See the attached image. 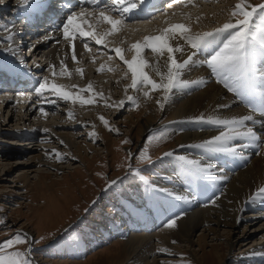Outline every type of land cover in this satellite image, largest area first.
<instances>
[{
  "label": "rangeland",
  "instance_id": "374dc122",
  "mask_svg": "<svg viewBox=\"0 0 264 264\" xmlns=\"http://www.w3.org/2000/svg\"><path fill=\"white\" fill-rule=\"evenodd\" d=\"M8 1L0 0V9H3V6ZM18 1L15 0V2L4 6L7 7L5 8L7 10L0 12V19L3 20L2 17L8 16V14L17 10L13 9V7L18 5ZM252 1L253 4L264 2V0ZM239 2L240 0H218V2L211 3L207 0V2H201L204 4L200 7L189 6L187 4L183 8L186 12L176 14L172 17V20L181 23L184 22L183 24L189 26L193 24V20L185 21L183 15L186 13L193 15V13H196V10H199L205 18L204 21H209L210 23L207 22V24L211 25V27L219 23L223 25V23L228 22L229 15L227 16V14H230L231 9ZM247 2L252 3L250 0H247ZM199 11L197 12L199 13ZM113 15L115 16L114 13ZM214 15L217 17H214ZM196 22L201 23L200 21ZM167 24V22L165 24L163 23L159 25V28L164 29ZM103 27L105 28L103 29ZM159 28L153 27L143 32L146 35L154 37L158 35ZM107 29H109V26L106 24H102L98 28L99 31H105ZM141 31H131L126 37L120 38L119 43H115L119 35L115 33L107 37L109 42L106 41V44L111 45L114 49L121 48L125 58L131 61L134 54L132 45L139 41ZM4 34L5 31H0V62H5L7 58H13L15 61V58L6 50L7 45ZM43 36L44 34L41 37ZM58 40L59 42L64 41V43H69L62 36ZM19 42H22V40ZM31 43L32 41L24 43L25 47L23 46L18 54L20 58L27 62L31 74L35 73L34 75L37 80L42 79L43 76H48L51 82L63 86L65 90L80 96L82 99L87 100L89 96L86 91L89 89L88 84L86 85V78H88L89 82L92 80L91 82L96 83L99 93L108 94L106 88L109 89L110 95L105 97H111L116 103L122 99V96H119L121 95L119 94L121 87H127L131 81V73L114 52H110L109 49L106 50V46L96 45L92 41H89V49H85L84 42L80 39L73 41V44L76 43L78 47L84 48V51L81 52L80 56H77L78 60L76 59L75 62L71 60V65L75 67L74 69L67 68V72L70 71V74L59 75L62 70V67H60L54 76L52 73L53 68L50 69L49 64L39 72L36 70V65L42 68L44 66L42 63L43 60L40 55L35 58L33 57ZM59 44L58 47H61L62 43ZM48 50L52 51L51 44L44 49L46 53L50 52ZM62 54H66V52H62ZM81 56L83 61L80 60ZM35 59L36 61H34ZM56 60H59L57 55ZM71 62H68V64ZM107 66L112 67V69H107ZM96 68H100L101 70L95 73L94 69ZM78 70H83V74H78ZM78 86L82 90L76 89ZM128 92L131 93L132 90L129 89ZM3 95L14 100L11 107H6L8 106L5 104L6 102L1 103ZM3 95H0V242L13 237L17 233H26L28 241L12 247L8 251L29 253L27 258L31 261V264H133L134 259L133 261L129 260L123 263L124 258L120 254V250H122L121 242H124L131 233L135 235L157 234L160 229L164 228L163 222H166L168 218H163V222H161L163 224L162 226L160 224L157 228L152 227L149 228L151 230L147 229L148 231L139 227L136 229V232H133L131 227L136 221L129 205H137L138 207L142 204L141 208H148V205L153 203L144 195L145 184L144 179H141V177L146 178L154 185L167 188L171 191V184L166 185L161 182L159 173L170 170L169 174H171L172 162L175 160L171 158L160 159V157L164 152L175 151L178 155L183 154L191 159L192 149H187V147L181 148L180 145L178 146L174 142L175 138L181 137L187 132L185 133L183 129L177 126L176 128L173 127L172 121L164 120L158 126L153 127L145 133L134 134V128L131 127V123L135 120L129 119L130 121L128 122L127 112L134 110L135 107L132 104L129 109H127V106L124 107L128 101L124 102V106L120 110L117 107H110L108 109L103 105V103L108 102L105 99L103 102L81 105L78 101L76 103L66 101L61 104V99H58L52 94L50 95V93L40 97L34 91L21 92V94L4 93ZM28 97L31 99L27 100L25 104H21V101L24 102ZM52 98L56 100V104L54 105L47 102ZM38 104H40L39 107ZM42 104H50L52 107L48 108ZM41 108L44 109V112L40 111ZM104 108L105 111H103L102 116L101 110ZM67 111H70L75 118L67 116L65 114ZM33 112L34 114L31 115ZM118 112H120V115H118ZM79 117L83 120L78 119ZM99 117L107 120L111 128L118 129V132H113L109 131L106 127L105 133L111 140L108 145L111 153L109 157L105 153H102L105 147L104 142L93 123ZM259 117L264 122V115L260 114ZM20 118L23 121H19ZM84 118L88 119L85 121ZM99 121L102 122L101 119H98ZM70 123L74 124L71 127H75L77 124L76 130H67L69 133L75 135L77 138L76 143L91 142L94 145L95 152L90 151L85 154L86 159L90 162V169L94 176V179H90L92 182H88V178H90L89 172L83 170L86 167V162L81 163L78 160L71 162L64 160L54 161L53 163L59 168L57 171L51 170L46 166H41L40 164L34 166L29 160V154H27L31 153L29 151L30 149H28L29 146H19L27 142L28 137L26 136L33 134L34 129H38L41 125L42 132L35 135V145L37 146L34 148L40 146L52 148L54 145L57 147L56 143L49 142L47 141L48 139H45V141L41 140V138H49L52 136L51 133L49 135L45 131V126L51 124L52 126L49 129L52 130L55 125L65 128L63 124H69L66 126L68 128V126L70 127ZM63 128L56 129V132L62 131ZM7 133H12L13 136H6L5 134ZM149 134H153L154 136L151 142L146 140ZM124 141H128V143ZM9 143H14V145H8ZM145 147H147L146 155L150 156L152 163L139 162L136 159V156ZM3 149L12 150V152L19 151L21 154L16 155L14 153L12 155H5ZM129 151L133 153L132 160L127 159V153ZM95 153L98 155L91 161L90 159ZM103 156L105 157L102 158ZM129 164L132 165V169L135 171L129 169ZM160 167L163 169L160 170ZM74 170L78 172L77 175H72ZM177 170L180 171V168ZM136 172H139L140 175H136ZM39 173L44 175V177L41 178L40 184H36L37 176L40 175ZM180 173L183 175L182 171ZM181 174L180 177L182 178ZM82 177L83 179L86 178V180H82ZM79 180H82V183L79 184ZM112 180L117 181L116 185L108 187V183ZM182 180L188 188V180L185 178H182ZM193 186L195 185L191 186L192 190L194 189ZM181 187L183 188L184 186ZM191 188L186 192L188 194L190 193L189 196H192L193 193H191ZM205 193L206 190L202 188V194L198 196L202 198H196L199 200V203L207 201L208 192ZM139 202L141 203L139 204ZM164 204H168L167 200L164 201ZM179 204L180 201H172V209H170L173 210L171 211L172 213L167 211L162 213L161 216L164 217L170 213L171 215H182L183 213L177 212L178 209L174 210ZM251 212H254V210L249 207L242 215L244 216ZM260 223L256 221V223L248 225V228L245 230L243 229L244 224H241L235 230H230V228L222 226L218 230L217 241H213V236L206 233V246L197 253L201 256L202 253L207 254V252L211 251V256L207 255L204 260H199L200 262L197 263L193 261V264H264V258L261 256L260 258H255V256L242 258L243 255L240 254L241 251L253 248L254 244L259 242V239L263 237L264 230L255 231L260 226ZM201 230V228H198L193 231V241L198 238ZM237 237H240V239L243 238L244 241L236 243L237 245L234 244L233 251L231 253L228 252L226 244L228 242H234ZM212 246L217 248L218 255L222 256V262L217 260L216 255H214L211 249ZM186 248L184 247L182 249V251H186L182 255L175 251H173L174 253L171 256L157 253V259L165 258L177 261L176 263L173 262V264H192V260L189 258V252L192 251ZM197 249L195 245L191 248L193 251ZM158 264L172 263H167L162 260Z\"/></svg>",
  "mask_w": 264,
  "mask_h": 264
},
{
  "label": "bare ground",
  "instance_id": "6f19581e",
  "mask_svg": "<svg viewBox=\"0 0 264 264\" xmlns=\"http://www.w3.org/2000/svg\"><path fill=\"white\" fill-rule=\"evenodd\" d=\"M67 1H72V0H67ZM205 1L207 2V0H174L170 4L173 6H177L178 10H171L167 13V15L160 14V15H157L154 19L145 18V17L139 18L135 21H132V19H129L126 22V26H122L121 29L117 31L119 35H118V40H116L115 43H119V39L122 37L123 38L126 37V35L128 33H131V31L139 32L142 30L140 32L139 41L135 43L137 44L139 42H142L145 39V37H152V36L146 35V33L143 32L144 30H150L153 27L159 28V25L163 23L165 24L166 22L168 24L165 26L164 29L170 27L173 24H183L184 22L181 23V22L173 21L172 17H174L178 13L183 14L184 12H186L183 10V8H185V5L187 4L189 6L200 7L202 4H204L201 2H205ZM208 1H210L211 3L218 2V0H208ZM11 2H15V0H9L4 6L9 5ZM250 2L253 3L252 0H250ZM146 3H147V0H146ZM17 4L18 5L14 4L15 6L13 7V9H17L13 12L15 16H10V17L8 16V19H12L13 21L6 23L11 28V31L14 37L13 46L16 48V52H20L22 47L23 46L25 47L24 43H27L28 41H32V43L30 44L33 50L32 54L34 55L32 56L35 58L40 55L41 59L43 60L42 63L44 65L42 68L41 66L37 67L36 65L37 71L41 72L43 68H45V66L49 64L50 69L53 68L52 73L58 72L59 68L62 67V63L66 68L74 69L75 66L71 65L72 64L71 60H73L72 59V55H73L72 46L69 43H64L63 41V42H59L62 44H61V47H58L60 44L55 42V40H58L62 36V33L60 32L52 33L53 39H50L48 41L42 40L41 36L43 34L42 35L39 34L35 37L30 38L32 40H27L28 36L26 38H24V35L21 36V33H22L21 21L24 15L23 13L29 14L30 13L29 11L32 8H38L39 0H32V4L30 6L31 8L22 6L20 3V0L18 1ZM85 6L88 7L89 10H91V5H85ZM100 7H104V4L101 3ZM197 11L199 10H196V13H193V15L187 14V13L183 15L185 21L193 20L192 22L193 24H190L188 26L191 29V32L193 34L202 33L204 31H213L215 27L222 26L219 23V24H216V26L214 25V27H211V25L207 24V22L209 21L207 20L204 21L205 18L203 14H201L200 11L199 13ZM68 14L69 13L66 12V14L64 13L63 15L66 18ZM224 14H226V12H224ZM204 15H207V14H204ZM228 15L229 14H227V16ZM215 16L216 15H214V17ZM29 18L33 19L34 16L30 15ZM4 19L5 18H3V20ZM3 20L0 19V23H3L1 22ZM228 20L229 19H227V21ZM196 21H200L201 23H197ZM28 24H32V22L28 21ZM132 24H135V25L132 26ZM151 24L152 26H150ZM104 28L105 27H103V29ZM162 30H163L162 28L158 29L159 31L158 35L161 34ZM8 34H9L8 31H5V34H4L5 38H7ZM15 39H16V42H15ZM20 40H22V42H19ZM38 40L40 41L39 43H37ZM106 41H108L107 37H106ZM178 43L181 44L182 46L184 44L182 40L178 41ZM50 44H51L52 51L48 50L50 52L46 53L44 49L47 48ZM111 48L114 49V47H112L111 45L106 44V50L111 49ZM74 49H75L76 59L78 60L77 56L81 55V52L84 51V48L82 49L81 47H78L76 43H74ZM62 52L63 53L66 52V54H62ZM56 55L59 59L58 61L56 60ZM142 55H143V58L150 65L149 68L146 69V71L150 74V76L153 79L159 80L160 77L156 74L155 69H158L161 72H166V68L164 67L165 58L159 57L147 49L144 50ZM80 60H82V56L80 57ZM34 61H36V59ZM68 62H71V63L68 64ZM32 66H31V70H32ZM106 68L109 70L112 69V67L110 66H107ZM94 70H95L94 72L97 73L101 69L96 68ZM82 71L79 70L78 74L80 75L83 74L84 71L83 72ZM67 74H70V71L67 72ZM202 76H205V77L208 76V70L206 68H196L184 74L185 79H199ZM91 81L89 82L88 78H86V85L88 84L87 86L89 85L92 86L90 90L89 89L86 90L87 94L89 95L88 99H92L94 103H99V102L108 100V102L103 103V105L117 104L114 99H111V97H105V96L110 95L109 89L106 88V91L108 92V94L99 93L97 91L96 83L91 82ZM130 84H131V81L128 83V86ZM128 86L121 87V91H120L121 93L119 92V94L121 95L119 94L118 95L122 96V99L120 100H123L124 102L128 101L127 100L128 96H133L134 98L137 99L138 106L134 105L135 109L127 112V115H128L127 121L129 122L132 119L135 120L133 123H131L132 124L131 127L134 128V134L145 133L148 130L152 129L153 127L158 126L164 120L169 121V122L172 121L173 127L176 128L177 126L180 129H183L185 133L187 132L186 134H183V136L181 137L179 136L175 138L174 142L177 143L176 145L178 146L181 144L187 145V144L201 143L206 139L212 138L214 135L218 134L219 132L218 128L209 126L208 124H199V123L189 122L192 117H196V116H199L200 114H204L207 117L215 118L217 115L238 116V115H243L246 113V109L242 105H240L239 103L233 102L231 94L227 93L226 90L222 88V86L215 84L214 81H212L211 79H209L207 86H204V85H201L199 87L193 86V87H189L183 90L175 91V94L171 95L170 98L166 102L162 101L163 108H161V106L157 104L158 100H162V97L164 95L163 92H155V91L149 90V97L145 98L142 92H136ZM126 88H127V92L125 91ZM14 89H15V85L12 86V89L10 93L8 94L15 93ZM76 89L82 90V88H79V86ZM129 89L132 90L131 93L128 92ZM93 93H98L101 95L94 96ZM46 94H49V93H46ZM33 97H37V96H33ZM30 99L31 98L28 97L24 102L21 101V104H25L27 100H30ZM51 100H55V99L52 98ZM60 101H62L61 104L66 102L62 99ZM2 102H6L5 104L8 105L6 107H11L14 100L12 98H9L8 96L3 95V99L1 103ZM221 103H229L232 105V108L229 110H224L223 113H220L216 110V105L221 104ZM39 105L40 104H38V107ZM42 105L48 108L52 107L50 104L48 105L42 104ZM126 106H127V109H129V107H131V102L128 101V103L125 104L124 107ZM107 108L109 109L110 107H107ZM117 109L121 110V107ZM103 111H105V108L101 110L102 116H103ZM161 112H162V115L160 116ZM69 113L71 112L67 111L65 114L69 116L70 118H75L74 116H72V113H71V116L69 115ZM118 113H119L118 115H120V112ZM33 114L34 112L31 115ZM260 117L259 115L258 117L256 116L254 120L250 122V127L251 129L255 131V133L260 138L264 139V123H263L262 118ZM78 119L83 120L80 117ZM87 119L88 118H84L85 121ZM98 119H100V117ZM98 119L96 118L93 121L94 126L96 127L94 128L97 129L98 134L102 136V139L104 142L105 147L102 153H105L106 156L109 157L111 156V153H110V150L108 149V145L111 140L109 139V136H107V134L105 133L106 131L105 125L100 121L98 122ZM20 120L23 121L22 118H20L19 121ZM63 125L65 128H63V126L55 125L53 126V129L50 130L49 127H51L52 125L47 124L45 126V129H47L48 134L50 135L51 133L52 136L49 138H45V137L41 138L42 141L43 140L45 141V139H48L47 141L49 142L52 141L53 143H56L57 147H55L54 145V147L52 148H48L47 146H40L38 148H34L37 146L35 145L36 144L35 135L40 134L42 132L41 125L38 129H34L33 134L26 136L28 137L27 142L23 143L22 145L20 144L19 146L21 147H26V145L29 146L28 149H30L29 151L31 153H27V154H29V160L34 166L40 164L41 166H46L47 168L51 170L57 171L59 170V168L53 163L54 161L57 162V161L64 160L66 162H71L73 160H78L81 163L86 162V167L83 170L89 172L90 178H88V182L89 181L92 182V180L90 179H92L94 176L90 169V162L86 159L85 154H87L90 151L95 152L94 145H92L91 142L90 143H86V142L76 143L77 138L75 137V135H73V133L72 134L69 133L67 130L69 129L76 130L77 124L75 127H71L74 124L70 123V127L68 126V128H66V126L69 124H63ZM55 127H61L63 129L60 132H56V129H61V128H55ZM11 134L7 133L5 135L11 137L13 136V134L12 135ZM240 143H242V141L240 140L234 141V144L237 146ZM8 145H14V143H9ZM3 151L5 155L6 154L12 155L14 153L16 155L21 154V152L19 151L12 152V150H6V149H3ZM258 151L259 149L255 145H252L246 148H240L238 151V155L236 157H231V156H225V155H219V154H206V153L201 152L200 150L192 149L191 152H192L193 158L191 157V159L200 161L203 165L211 164L213 166L212 168L213 174L217 177V180L215 182L201 180V181H198L196 184H193L195 186H193L194 187L193 190L191 188V193L193 192L192 196H189L190 193L188 194L184 190L187 188V185H185L184 181L182 180V178L184 179V175L180 173L181 170L180 171L177 170L179 168L177 165V162L176 161L172 162L173 164H172L171 174H169L170 170L163 171L162 173L161 172L159 173L160 174L159 178H161L162 181L161 180L160 181L165 183L166 185L171 184V187H172L171 191H175L177 193H182V194L189 196L190 202L185 203L183 201H180V204L176 206L174 209V210L178 209L177 212L183 213L181 215L183 218L177 221L176 228L167 229L164 227L160 229L157 234L135 235L131 233L124 242H121L122 250H120V254H121V257L124 258L123 263L129 260L133 261L134 259L133 264H158V262L162 260L166 261L167 263L173 264V262L176 263L177 261L165 259V258L157 259L158 256L156 254L160 253L162 255L171 256L172 253H174L173 251H175L176 253L182 255L184 252H186V251H182V249H184V247H187L190 251H192V252H189V258L190 260H192L191 263L193 264V261L194 263L200 262L199 260H204V258L207 255L211 254L210 253L211 251L207 252V254L202 253L201 256H199L197 253L198 251L203 250L204 246H206V240H207V237L205 235L206 233L208 235L213 236L212 238L213 241H217L218 230L220 227L223 226V227L230 228V230H235L241 224H244L243 229L245 230L248 228V225L256 223V221H259V223L260 222L261 223H260V226L255 231L264 230V198L257 197L254 201L251 200V197L257 192L258 189L264 188V154L257 155L256 153ZM97 155L98 154L95 153V155H93L90 160L93 161ZM104 157L105 156H103L102 158ZM159 169L162 170L163 168L160 167ZM39 174L40 175L37 176L38 179H37L36 184H40L41 178L44 177V175H41V173ZM73 174L77 175L78 172L74 170L72 175ZM180 174L182 175V178L180 177ZM82 180H86V178L83 179L82 177ZM82 180H79V184L82 183L81 182ZM181 186H184V187L182 188ZM202 188L206 190V193L208 192L207 201H203L199 203L198 202L199 200L197 199L199 198L198 196L202 194ZM214 194L220 197L216 205H213L211 203V199L213 198ZM140 203L141 202H139V204ZM141 205L142 204H140L138 207L137 205L136 206L132 204L129 205L131 212L132 214H134L133 216L135 217V221H136L135 224L134 223L132 224L133 226L131 225L133 232H136V229H138L139 227H142L144 230H147L152 227L157 228L161 224V222H163V218L167 219L170 216H173L171 215L172 213L171 211L173 210H170L172 209V207L169 210H167L168 212H171V213L162 217L161 214L167 211L160 210L158 205L154 203H151L149 205L147 204L148 208H145V207L141 208ZM164 207L167 209L168 204H164ZM249 207L252 210H254V212H251L250 214H246L243 216L242 215L243 212L247 210ZM164 223L165 222H163V224ZM163 224H161V226ZM198 228L202 229L201 233L199 234L198 238L195 241H193L192 239L193 231ZM173 240L176 241L175 244L172 243ZM259 240L260 241L254 244V247L251 248L252 250L249 248L250 250L241 251L240 254L243 255L242 258L244 257L250 258V256L251 257L255 256V258H258V257L260 258L261 256L264 258V235ZM243 241H244L243 238L240 239V237H237V239L234 240V242H228L226 244L228 252L231 253V251H233L235 247L234 244L237 245L236 243L243 242ZM193 245L197 246L198 249L196 251L191 250V248H193ZM215 245L217 246V244ZM241 245L244 246L243 243H241ZM163 249H167V252L158 251V250H163ZM211 249L214 255H216L217 260L222 262L223 258L221 255H218L217 248L212 246ZM32 259L34 260V258Z\"/></svg>",
  "mask_w": 264,
  "mask_h": 264
},
{
  "label": "snow or ice",
  "instance_id": "6c2138e0",
  "mask_svg": "<svg viewBox=\"0 0 264 264\" xmlns=\"http://www.w3.org/2000/svg\"><path fill=\"white\" fill-rule=\"evenodd\" d=\"M20 3L24 7H30L32 0H20ZM56 3L60 4L62 0H56ZM101 3L104 4V7H100ZM85 5H91V10ZM48 7H51V0H39L38 11L41 14H45ZM154 8H156V0H147V3L146 0H81L80 10L69 11L62 25H52L50 30L45 32L42 40L53 39L52 33H62V38L68 41L73 48L72 59L75 62L73 41L82 40L85 49H89V41L96 45L106 46V37L117 33L122 26H126V21L131 19L137 10L145 18L154 19ZM113 13L116 15L114 16ZM100 24L108 25L109 29L99 31ZM0 31H8L9 34L5 41L6 50L16 61V65L0 63V76L14 77L17 73V65L28 69L27 62L17 55L16 48L13 46L14 37L9 25L0 24ZM181 40L184 42L183 46L178 43ZM39 42L38 40L37 43ZM55 42L59 43V40H55ZM132 49L134 56L131 61L125 58L121 48L109 49V51L114 52L131 73V84L128 87L136 92H142L145 98L149 97V90L163 92L162 100L157 101L161 108H163L162 101L166 102L171 95L175 94V91L193 86H207L209 79H211L231 94L233 102L239 103L246 109L245 114L238 116L217 115L213 118L200 114L192 117L189 122L208 124L218 128L219 132L201 143L181 144V148L187 147L200 150L206 154L236 157L240 148L255 145L259 149L256 154H264V139L260 138L250 127V122L254 120L257 113L264 115V2L253 4L247 0H240L231 9L228 22L215 27L213 31L193 34L185 24H173L163 29L160 35L145 37L142 42L132 45ZM146 49L165 58L166 72L155 69L156 74L160 77L159 80L153 79L146 71L150 66L142 55ZM196 68H206L208 76H202L199 79L184 78L186 72ZM66 73L67 68L62 63V70L59 75L63 76ZM53 75L55 76L56 73L53 72ZM37 82L33 91L38 97L50 93L58 99L73 103L78 101L81 105L93 103L92 99H82L80 96L65 90L63 86L51 82L48 76H43ZM91 88L92 86L89 85V90ZM125 91L127 92V88ZM93 95L100 96L101 94L93 93ZM127 100L132 105L138 106L137 99L133 96H128ZM47 102L56 104V100ZM105 106L120 108L124 106V101L115 105L106 104ZM231 108L232 105L229 103L216 105V110L220 113ZM40 111L44 112V109L41 108ZM45 114L47 113L45 112ZM69 115L71 116V113ZM100 119L109 131L118 132V129L111 128L109 122L103 117ZM153 138V134H149L146 140L151 142ZM237 140L242 141L238 146L234 144V141ZM124 142L128 143V141ZM146 152L147 147L140 151L136 159L139 162L152 163ZM164 158H171L177 162L184 178L189 182L185 192L198 181L215 182L217 180L211 164L203 165L200 161L178 155L175 151L164 152L160 159ZM127 159H133L132 152L127 153ZM129 169L135 171L131 164H129ZM135 174L140 175L139 172ZM141 179H144L145 197L158 205L162 211L169 210L172 207V201L190 202L188 195L154 185L144 177ZM116 183V180H112L108 183V187H112ZM257 197L264 198V188L258 189L251 200L254 201ZM219 199L220 197L214 194L211 203L216 205ZM165 200L168 202L167 209L164 207ZM181 218L180 214H174L167 219L163 226L167 229L176 228L177 221ZM27 241L26 233H17L0 242V264H31L27 258L29 253L8 251L12 247ZM172 243L175 244L176 241L173 240ZM158 251L167 252V249Z\"/></svg>",
  "mask_w": 264,
  "mask_h": 264
}]
</instances>
